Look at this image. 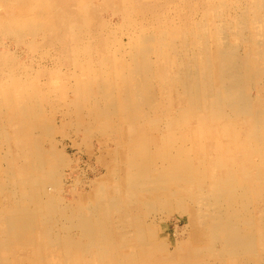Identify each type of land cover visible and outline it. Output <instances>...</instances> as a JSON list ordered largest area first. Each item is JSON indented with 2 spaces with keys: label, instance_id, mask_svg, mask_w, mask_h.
Masks as SVG:
<instances>
[{
  "label": "bare ground",
  "instance_id": "6f19581e",
  "mask_svg": "<svg viewBox=\"0 0 264 264\" xmlns=\"http://www.w3.org/2000/svg\"><path fill=\"white\" fill-rule=\"evenodd\" d=\"M60 105L114 142L70 201ZM1 141L0 264H264V0H0Z\"/></svg>",
  "mask_w": 264,
  "mask_h": 264
},
{
  "label": "rangeland",
  "instance_id": "374dc122",
  "mask_svg": "<svg viewBox=\"0 0 264 264\" xmlns=\"http://www.w3.org/2000/svg\"><path fill=\"white\" fill-rule=\"evenodd\" d=\"M125 38V37H124ZM126 41V38L124 39ZM242 53L241 48L239 49V53ZM254 91H251V95ZM63 105L56 106V108L52 111V116L58 119L57 124L58 127H64L63 130L55 132L53 135V139L55 140L54 149L55 152H60L63 160L58 159L57 164L59 163V171L61 184L58 187L60 190V194L63 199L70 201L73 197H77L80 193L86 191L90 184L98 181L99 178H105L106 167L108 163L111 162V157L108 155L109 150L113 149L112 144L113 140H102L98 133H92V135H84L83 130L75 132L72 127L61 126V122L59 119L62 116V113L65 111ZM52 110L47 108V111ZM58 115V116H57ZM78 122V121H77ZM102 127H98L95 129V132H101ZM70 133V134H69ZM8 144L5 142H0V160L3 156L2 152H5ZM48 149L49 146L45 145ZM111 147V148H110ZM116 153V152H115ZM2 155V156H1ZM63 161V162H62ZM162 209V207H161ZM159 210L156 215H154L153 219L155 222V231L156 237L152 239V244L158 242V245L163 244L164 250L172 254H177V249H181L179 247V243L184 240L190 234V227L188 225L187 217L185 214L179 213V211L171 208L167 205V208L163 210ZM158 238V239H157ZM158 240V241H157ZM155 241V242H153ZM157 244V243H156ZM168 244V247L166 246ZM220 246V244H218ZM176 247V248H175ZM161 248L163 249L162 245ZM159 248L160 250H162ZM157 249V250H156ZM158 248H155L157 257H159L165 252L160 251ZM183 250V249H182ZM186 250V249H185ZM106 251L105 249L102 250ZM102 251H94L93 255L90 256L89 260H93L95 264H107V260L102 258V261H97V255H99ZM104 255V254H103ZM105 256V255H104ZM108 261H110V257H106ZM206 258V257H205ZM204 258V259H205ZM214 258V257H213ZM210 257V262H215ZM182 261L183 258H182ZM101 262V263H100ZM135 263V262H134ZM120 264H130V261ZM182 264H185L183 262Z\"/></svg>",
  "mask_w": 264,
  "mask_h": 264
}]
</instances>
